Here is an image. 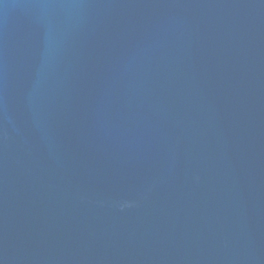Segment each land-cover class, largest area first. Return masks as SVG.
Wrapping results in <instances>:
<instances>
[{
    "label": "water",
    "instance_id": "95a60500",
    "mask_svg": "<svg viewBox=\"0 0 264 264\" xmlns=\"http://www.w3.org/2000/svg\"><path fill=\"white\" fill-rule=\"evenodd\" d=\"M0 264H264V0H0Z\"/></svg>",
    "mask_w": 264,
    "mask_h": 264
}]
</instances>
